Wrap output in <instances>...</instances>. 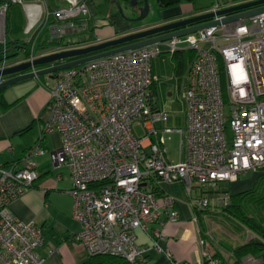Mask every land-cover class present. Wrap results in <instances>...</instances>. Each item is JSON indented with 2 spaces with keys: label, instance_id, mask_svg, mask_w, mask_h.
Listing matches in <instances>:
<instances>
[{
  "label": "built area",
  "instance_id": "1",
  "mask_svg": "<svg viewBox=\"0 0 264 264\" xmlns=\"http://www.w3.org/2000/svg\"><path fill=\"white\" fill-rule=\"evenodd\" d=\"M61 1L63 5L45 14V25L54 20L55 36H78L88 30L83 18L88 13L86 4L82 0ZM41 4L45 0H5L0 5L3 47L10 9L22 6L28 10ZM238 4L217 2L207 13ZM185 37L196 56L181 94L186 125L177 129L168 127L169 113L157 108L151 94L155 80L152 62L163 53L162 46L170 55L182 50ZM69 49L74 48L58 51ZM38 57L41 55L32 53L11 63L4 49L0 71ZM48 77L44 88L49 93L50 120L42 127L38 143L26 151L20 169L0 165V264L45 262L36 254L43 244L42 228L20 221L11 205L38 180L37 158L47 154L42 144L45 133L53 130L61 135V147L48 154L55 169L69 172L72 217L82 229L73 240L82 244L89 256L143 262L149 249L137 244L136 231L179 221L176 200L161 191L162 185H183L191 208L203 212L212 205L211 193L217 207L230 204V195L219 191L220 184L235 183L250 171H264V13ZM158 123L163 124L162 136L156 129ZM135 127L142 130L143 138L137 136ZM173 134L180 135L181 148L186 140V155L182 158L181 150L178 163L166 157V145ZM161 235L158 231L157 236ZM153 247L164 253L170 264H179L157 242L153 241ZM54 253V249L50 251ZM205 262L221 264L210 253H206ZM241 264L263 261L247 256Z\"/></svg>",
  "mask_w": 264,
  "mask_h": 264
},
{
  "label": "crops",
  "instance_id": "2",
  "mask_svg": "<svg viewBox=\"0 0 264 264\" xmlns=\"http://www.w3.org/2000/svg\"><path fill=\"white\" fill-rule=\"evenodd\" d=\"M82 1L86 4L88 11L87 15L83 18L87 20L89 27L80 36L86 38L93 35L96 42L100 41V43L131 34L139 29H147L168 22L205 14L210 10H196L195 0L192 3L182 2L179 6L162 9L164 18L161 23L138 25L140 26L138 28V26L124 21L119 12L115 11L114 5L121 4L123 6L124 0H114L111 2L108 11L105 13L100 12L96 8L93 0ZM249 1L253 0H244V2ZM41 5L33 6L28 10L22 6H13L7 15L6 39L10 42H29L39 29L45 28L46 11L56 10L63 5V2L61 0H45V4ZM53 24L54 20L50 22L47 28L48 35L50 36L49 42L55 40L57 43L65 44L76 40V36L69 33L65 34L63 38L55 36ZM90 30L92 31L91 33ZM62 48L55 47L41 54V56L57 52ZM187 52L188 57L185 54ZM195 56L196 53L192 49L187 48L178 51L176 55L163 52L152 62L155 80L151 88V94L156 100L157 108L169 111V116L171 113L169 109L170 102L179 98L188 85L189 68ZM1 58L2 55L0 53ZM24 59V53H22L17 58L10 60V62L14 63ZM166 59L171 64L169 74L168 72H162L156 66V62H165ZM48 83L49 77L46 76L45 79L28 80L4 91V96L8 103L14 104L10 109L0 111L1 166H11L20 169L22 166L21 161L26 151L32 149L38 143L42 127L50 120V113L47 107L49 93L44 88ZM158 124L161 128L157 131L159 136H162L163 124ZM185 125L186 113L183 128H185ZM171 136L169 137L171 138ZM44 138L42 147L46 150L47 154L37 158L38 180L32 188L28 189L12 203L11 211L20 221L33 223L42 228L43 244L37 249L36 254L45 260L44 264H84L89 258L88 252L82 244L73 240V237L79 234L82 229L72 217L73 200L69 195V191L72 189V181L66 168H54L48 154V152H53L61 147V135L57 130H53L45 133ZM145 143L147 144L148 142ZM181 150L182 158H184L187 151L186 140H184L182 148L180 145V152ZM166 157L172 163L180 161L172 159L169 152ZM261 173H264V171H250L241 175L235 183H228L229 185L227 183L220 184L219 191L230 195L249 191L254 188L257 178ZM224 184H227L226 187H222ZM161 191L175 198V210L179 214V221L177 223H169L163 228L160 225H153L146 232L142 230L136 231L137 244L149 249L145 255V260L139 264H170L164 253L154 249L153 241L157 242L164 252H170L173 260L179 264H206V253L218 256L219 259L227 264H235V258L227 248L238 247L252 237L249 235L244 241H239L235 245L227 243L224 240L221 242L214 241L211 234L214 228L213 219L226 218L225 215L219 213L217 210L215 194H210L212 198L210 209L199 215L198 211L191 208L189 196L183 185H162ZM158 231H161L162 235L160 237L157 236ZM232 240L234 239L232 238ZM53 249L55 253L51 255L50 251Z\"/></svg>",
  "mask_w": 264,
  "mask_h": 264
},
{
  "label": "water",
  "instance_id": "3",
  "mask_svg": "<svg viewBox=\"0 0 264 264\" xmlns=\"http://www.w3.org/2000/svg\"><path fill=\"white\" fill-rule=\"evenodd\" d=\"M149 1L131 0L127 7L137 17L125 16L122 6H119L121 18L131 24L143 22L151 14ZM263 13L264 0H253L216 13H205L147 29H139L131 34L116 37L99 44L46 54L32 62H23L0 71V80L4 79L0 83V92L28 80L39 79L119 53L145 48L173 38L184 37L202 29L250 19ZM220 16L226 17L221 21H213L215 17Z\"/></svg>",
  "mask_w": 264,
  "mask_h": 264
},
{
  "label": "trees",
  "instance_id": "4",
  "mask_svg": "<svg viewBox=\"0 0 264 264\" xmlns=\"http://www.w3.org/2000/svg\"><path fill=\"white\" fill-rule=\"evenodd\" d=\"M5 0H0V5ZM131 0H124V4L129 6ZM160 7L162 9L173 8L179 6L182 2H193V0H158ZM243 3L244 0H238L235 3ZM52 18L47 23L45 28L39 29L36 35L29 42L17 41L10 42L6 39V46L0 44V53L3 55L4 49L7 53V59L13 60L17 58L20 54L24 53V57L28 58L33 53L35 56H39L45 52L52 50L55 47L63 48H79L82 46H87L96 42L93 35L84 38L78 35V39L75 41H69L65 44L57 43V41L50 40L47 28L52 22ZM92 31L90 30V33ZM62 44V45H61ZM188 57V52L185 53ZM176 55V54H175ZM2 58L0 59V62ZM46 77V76H45ZM45 77L39 78L40 80L45 79ZM14 103H8L4 96V91L0 92V111H6L13 106ZM11 167V166H10ZM6 166V168H10ZM263 172V171H262ZM230 195V194H229ZM209 210V209H208ZM219 213L225 215L226 219L234 222L235 227L244 228L252 234V238L246 243L231 248L228 247L231 255L235 258V264H241V261L247 256H253L260 258L264 264V173H261L257 178L255 186L253 189L238 193L235 195H230V204L227 206L217 207ZM205 212V211H203ZM203 212H198L202 215ZM215 213V214H219ZM205 233V231H204ZM206 238V237H205ZM215 259H218L221 264H227L219 259L218 256L212 255ZM84 264H132L126 259L111 256V255H97L89 256L88 260Z\"/></svg>",
  "mask_w": 264,
  "mask_h": 264
},
{
  "label": "rangeland",
  "instance_id": "5",
  "mask_svg": "<svg viewBox=\"0 0 264 264\" xmlns=\"http://www.w3.org/2000/svg\"><path fill=\"white\" fill-rule=\"evenodd\" d=\"M114 0H93L94 4L96 5V8L100 12H107L110 3L113 2ZM194 1V0H193ZM238 0H195V8L196 10H205V9H211L217 2L220 3H235ZM104 2H107L104 4ZM150 10L151 14L143 21L140 23H134L133 25H153V24H159L163 21V11L160 5L158 4L157 0H150ZM119 6H122L121 4L114 5L115 11L119 12ZM113 8V6H112ZM124 15L127 17H133L136 14L132 13V11L124 4L122 6ZM140 28V26H138ZM78 39V36H76V40ZM183 44L180 46L182 49H187L189 48V43H188V37H185V39L182 42ZM162 52H166L167 50L165 49L164 46L161 47ZM170 61L168 59L165 60V62H156V66L159 70H162V72H170ZM170 118L168 121V126L172 128H177V129H182L184 127V118H185V113H186V107L185 104L181 100V95L179 98L175 99L174 101H171L170 104ZM169 112V111H168ZM157 130L161 128L159 124L156 125ZM135 132L139 138L144 137V133L139 127H135ZM228 137L231 138L232 133L230 128H228L227 131ZM180 135L174 134L171 136V140L167 142L166 149L169 152V155L172 159H175L176 161L180 160ZM228 184V183H227ZM227 184H224L222 187H226ZM229 185V184H228ZM221 187V188H222ZM228 187V186H227ZM223 189V188H222ZM214 222V228L211 232L212 237L214 241H226L227 243H231L232 245H235L236 243H239V241H244L246 237L249 235L252 237V234L244 228H239L235 227L236 224L234 222H231L227 220L226 218L222 219H213ZM230 234V235H229ZM232 235V236H231ZM230 236V237H229ZM232 238L234 240H232ZM236 241V242H235Z\"/></svg>",
  "mask_w": 264,
  "mask_h": 264
},
{
  "label": "flooded vegetation",
  "instance_id": "6",
  "mask_svg": "<svg viewBox=\"0 0 264 264\" xmlns=\"http://www.w3.org/2000/svg\"><path fill=\"white\" fill-rule=\"evenodd\" d=\"M135 17H137V15H135Z\"/></svg>",
  "mask_w": 264,
  "mask_h": 264
}]
</instances>
